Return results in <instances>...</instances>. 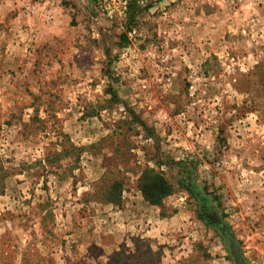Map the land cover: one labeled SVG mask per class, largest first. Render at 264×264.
I'll return each instance as SVG.
<instances>
[{"label": "rangeland", "instance_id": "obj_1", "mask_svg": "<svg viewBox=\"0 0 264 264\" xmlns=\"http://www.w3.org/2000/svg\"><path fill=\"white\" fill-rule=\"evenodd\" d=\"M221 226L264 264V0H0V264H236Z\"/></svg>", "mask_w": 264, "mask_h": 264}, {"label": "trees", "instance_id": "obj_2", "mask_svg": "<svg viewBox=\"0 0 264 264\" xmlns=\"http://www.w3.org/2000/svg\"><path fill=\"white\" fill-rule=\"evenodd\" d=\"M121 37L126 41L128 39L125 33L122 34ZM137 183L143 199L153 206L161 207L164 200L175 191V186L162 174V172L148 166L142 169ZM120 188L121 183L114 181L109 189H107L106 200L109 203H115L120 200Z\"/></svg>", "mask_w": 264, "mask_h": 264}, {"label": "water", "instance_id": "obj_3", "mask_svg": "<svg viewBox=\"0 0 264 264\" xmlns=\"http://www.w3.org/2000/svg\"><path fill=\"white\" fill-rule=\"evenodd\" d=\"M221 228L224 230L226 240L229 244L231 251L233 252V255H234L235 260H236V264H246V261L243 257L242 252H241L240 245L237 243L234 236L225 227L221 226Z\"/></svg>", "mask_w": 264, "mask_h": 264}]
</instances>
